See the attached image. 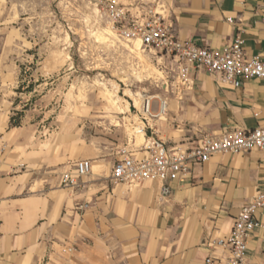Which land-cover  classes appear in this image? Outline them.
Masks as SVG:
<instances>
[{"label":"crops","instance_id":"1","mask_svg":"<svg viewBox=\"0 0 264 264\" xmlns=\"http://www.w3.org/2000/svg\"><path fill=\"white\" fill-rule=\"evenodd\" d=\"M123 1L136 16L160 14L178 39L199 46L221 49L239 35L246 56L264 61V0ZM1 62L0 264H206L210 257L224 259L225 252L211 242L230 233L240 209L264 187L262 153H221L192 165L186 180L171 184L167 196L159 184L128 190L92 172L64 182L65 174L74 179L76 140L64 150L58 144L38 149L20 137V128L11 124L16 108L6 88L10 66ZM189 78V88L167 95L166 117L149 128L168 147L194 144L204 134L264 126V82L243 79L233 87L202 69L192 70ZM258 219L261 228L247 242L255 264L264 262V211ZM99 233L101 242L94 240ZM83 235L92 240L84 249L75 248ZM73 247L76 254L68 259Z\"/></svg>","mask_w":264,"mask_h":264},{"label":"rangeland","instance_id":"2","mask_svg":"<svg viewBox=\"0 0 264 264\" xmlns=\"http://www.w3.org/2000/svg\"><path fill=\"white\" fill-rule=\"evenodd\" d=\"M111 1L127 6L123 0H0V59L10 66L6 88L16 108L11 124L38 149L64 150L76 140L73 162L90 160L95 176H109L121 151L141 147L154 120L166 117L144 115L143 99L152 98L154 116L175 90L170 60L113 29L103 8ZM79 240L74 247L84 249L92 239Z\"/></svg>","mask_w":264,"mask_h":264},{"label":"built area","instance_id":"3","mask_svg":"<svg viewBox=\"0 0 264 264\" xmlns=\"http://www.w3.org/2000/svg\"><path fill=\"white\" fill-rule=\"evenodd\" d=\"M103 8L120 37L126 41L139 40L155 56L168 59L175 65L176 76L169 88L178 92L186 90L191 85L190 72L201 69L220 76L223 82L233 87H239L243 79L264 82V61L246 56L244 42L239 35L230 45L211 49L178 39L172 26L166 24L160 14L147 12L136 16L127 6L116 1L106 3ZM161 106L166 110V100L160 102ZM142 111L146 116L156 117L152 115L151 97L144 99ZM142 133L146 136L145 128ZM254 151L264 155V126L220 136L204 134L194 144L178 147H168L150 134L141 147L134 150L126 147L121 151L112 165L109 181L127 188L146 182L159 184L162 195L167 196L171 193V184L186 180L192 165L205 164L221 153L247 154ZM91 167L90 160H78L74 163V179L65 174L64 182L81 180L90 174ZM262 211L264 187L259 188L252 200L240 209L230 233L212 240V246L225 252L224 259L210 257L205 263L255 264L249 260L247 242L261 228L258 215Z\"/></svg>","mask_w":264,"mask_h":264},{"label":"bare ground","instance_id":"4","mask_svg":"<svg viewBox=\"0 0 264 264\" xmlns=\"http://www.w3.org/2000/svg\"><path fill=\"white\" fill-rule=\"evenodd\" d=\"M135 41H139V40H134L133 42H135ZM136 47L138 48V50H139V48H140V43L139 42H137V44H136ZM141 53L140 52H138L137 53V55H138V57H142V55H140ZM143 101H144V99H143ZM135 106L136 107H140V101L139 100H135ZM142 108H143V102H142ZM165 107L164 106H161V108H160V110H159V116H160V114H164L165 113ZM136 133L138 134H142L143 135V133H142V130L139 128L137 131H136ZM135 146V145H134ZM93 167V166H92ZM92 167H91V172H92ZM90 172V173H91ZM135 188V187H134ZM128 190H130V189H132V188H127Z\"/></svg>","mask_w":264,"mask_h":264}]
</instances>
